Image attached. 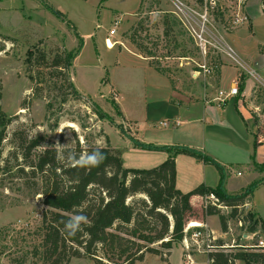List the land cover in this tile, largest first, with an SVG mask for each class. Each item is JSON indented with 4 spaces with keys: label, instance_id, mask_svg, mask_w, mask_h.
Here are the masks:
<instances>
[{
    "label": "rangeland",
    "instance_id": "374dc122",
    "mask_svg": "<svg viewBox=\"0 0 264 264\" xmlns=\"http://www.w3.org/2000/svg\"><path fill=\"white\" fill-rule=\"evenodd\" d=\"M247 1L204 0L198 6L194 0H0V108L12 120L1 151L5 169L0 174V264H42L31 254L45 210L39 194L43 184L28 167L40 150L54 149L58 160L67 163L78 148L109 147L121 151L124 168L147 170L160 165L168 154L164 159L162 152L137 149L129 138L140 142L145 130L152 128L155 135L198 143V138L186 134L182 139L180 130L159 126L168 117L159 106L168 94L151 67L168 79L174 92L192 101L220 98L223 66L236 67L239 81L254 78V89L246 103L240 102L241 110L256 124L253 143L264 144V0L262 15L259 0H251V20L245 12ZM111 29L115 44L106 47ZM75 51L79 53L68 79L50 69L55 55ZM30 52L43 53L47 63L41 68L28 63ZM230 80L224 76L225 82ZM236 87L235 100H243V84ZM119 105L136 125L124 118ZM36 136L43 138L42 146L24 159L28 141ZM205 150L228 167L224 184L228 194L243 192L264 175L259 164L246 165L250 158L242 152L219 149L209 141ZM179 169L176 189L184 193L189 166L181 163ZM208 170L210 182L215 171ZM251 199L240 214L260 215L264 220V188L255 196L258 213ZM203 204L201 199L190 202L186 223L197 221L213 229L217 243L250 245L238 237L241 233L235 227L231 235L219 238V218L204 216ZM219 214L235 223L228 218L230 210ZM177 248L183 250L182 242ZM191 249L195 262L206 261L204 254ZM69 264L94 263L82 257Z\"/></svg>",
    "mask_w": 264,
    "mask_h": 264
},
{
    "label": "trees",
    "instance_id": "16d2710c",
    "mask_svg": "<svg viewBox=\"0 0 264 264\" xmlns=\"http://www.w3.org/2000/svg\"><path fill=\"white\" fill-rule=\"evenodd\" d=\"M203 1L194 0L198 6H202ZM55 14L62 16L59 11ZM78 53L55 55L49 62L50 69L68 79L67 72ZM146 53L147 57H153L150 52ZM38 54L34 56L30 52L27 61L41 68L47 63L46 56L40 52ZM238 84H244V81L240 80ZM67 86L75 95L73 86L70 83ZM114 108L121 115L115 105ZM11 121V117L0 108V174L5 169L1 164L2 143ZM129 139L137 149L167 153L168 158L157 167L146 170L124 168L121 151L116 152L109 147L78 148L67 163L58 160L54 149H42L35 155L28 167L30 174L40 175L43 189L39 194L42 195L45 210L36 230L39 240L31 255L40 259L42 264H69L71 259L82 257L94 264H135L142 261L146 254L162 255V251L167 254L194 231H203L194 228L184 232L188 223L185 215L193 197L205 198L213 194L217 205L231 208L228 218L234 219L237 215L234 207L243 205L264 184L263 175L261 180L250 184L243 192L228 194L224 187L227 177L225 168L202 152L185 146L153 145ZM42 143L41 136L29 140L23 158L27 159L30 150H36ZM253 145L255 148V142ZM96 150H99L96 154L98 165L80 166L85 163L81 156L91 155ZM102 155L105 159H102ZM177 155L214 166L219 175L217 186L209 188L199 185L187 193L176 189L174 158ZM252 163L257 164L254 156ZM259 167L260 172L264 171V164H259ZM18 169V172L24 173L22 168ZM203 210L204 216H218L221 231H226L227 218L219 214L221 208L207 205ZM73 215H84L89 223L82 224L81 230L70 236L65 223ZM243 217L248 222V232L253 233L259 228L264 234V223L259 218H254L252 214ZM189 223L200 225L197 221ZM237 249L235 253H210V264H227L229 258L244 264H264L263 252Z\"/></svg>",
    "mask_w": 264,
    "mask_h": 264
},
{
    "label": "crops",
    "instance_id": "0c3cea01",
    "mask_svg": "<svg viewBox=\"0 0 264 264\" xmlns=\"http://www.w3.org/2000/svg\"><path fill=\"white\" fill-rule=\"evenodd\" d=\"M258 3V14L262 15L261 0H259ZM245 12L248 18L251 20V0H248L246 2ZM151 69L163 81V86L167 91L166 94H168L159 105L160 107H163V109H165L164 111L168 114V117H165L163 120H161V122H168V126L162 128L172 129V131L180 130L182 131V139L184 137V134H186L189 139L198 138V143L188 141H175L172 136L169 137L165 134L155 135L154 133H151L153 132L152 128L145 130L146 133L140 136V142L163 146H185L196 149L198 151H200L199 149H203V154L207 155L204 152L206 151V142L209 141L213 144V146L219 149H225L229 152H242L246 154L250 158V162H248L246 165L252 162L253 156L257 164H264V144L256 141V145L254 148L253 141L251 139L252 135L256 134V124L253 119L247 117L241 110L244 108L243 103H246L247 99H249L248 96L254 89L256 82L254 78L245 77L243 92L241 94L243 100L236 101L234 97H229L221 102L219 98L214 97L209 101H192L187 98L181 97L180 94L174 92L168 79L155 71L152 67ZM225 75H229L231 78L228 83L227 81H224ZM239 75V70L234 66H223L221 68L220 76L222 79L221 83L224 84V86L222 87L224 89V92H227L230 87L238 85ZM120 109L124 118L128 121H132L136 125L137 121H135L134 118L130 119L128 115L122 110L121 106ZM174 122H177L178 124L174 125ZM207 156L215 160L220 165H223L225 169L228 168L224 164L218 162L213 156ZM166 157V154H164V159ZM181 163H186V165L189 166L188 172L185 169V175L188 178V186L184 193L190 192L199 185H204L209 188H215L217 186L219 182V175L217 170L213 168L214 166L204 164L188 156L178 155L175 157L177 177L180 173L179 165ZM208 169H214L213 171H215L212 174L210 182L207 181L206 178V175L209 171ZM262 188H264V184L260 185L250 197L252 198L251 204L256 213L258 212L255 203V196L259 189ZM239 191H237L236 193H238ZM198 198L199 197H193L190 202L193 199L199 201L200 198ZM259 218L264 223V220L260 215ZM210 231L214 234L213 229L210 228ZM177 247H179V244L172 250H170L169 253H167V256L164 258L161 257V255L146 254L142 261H138L135 264H185L184 252L182 248L178 249ZM241 263L244 264V262L242 261H236V264ZM193 264H207V258L204 263L194 261Z\"/></svg>",
    "mask_w": 264,
    "mask_h": 264
},
{
    "label": "built area",
    "instance_id": "2783aa9c",
    "mask_svg": "<svg viewBox=\"0 0 264 264\" xmlns=\"http://www.w3.org/2000/svg\"><path fill=\"white\" fill-rule=\"evenodd\" d=\"M114 35H115V29H111L109 33L107 34L106 39L104 40V44L106 45V47H109L108 42H111L112 45L115 44L111 41ZM237 91L238 90L236 86L230 87L227 92L221 91L219 100L223 102L225 99L229 97H234L237 95ZM173 124L177 125L178 123L174 122ZM159 126L167 127L168 122H160ZM200 199L204 201L203 205H205V208L207 205H211L215 207L217 206L221 208V210L225 209L227 211L229 210L231 211V208L222 207L220 205H217L218 201L213 194H210L207 197L200 198ZM248 207H249L248 201H245L243 205L234 207V209L237 210V215L233 219L235 220V223H233L234 226L231 225L229 221H227V224H226L227 229L225 232L221 231V235L219 236V238H225L231 235L233 233V227H235L241 233L238 237L241 240L248 241L250 245L235 246V243H234V245L229 246L226 243L218 244L217 243L218 238L214 236L213 232H211L210 230H207L205 225L200 224V226L190 228L189 226L190 223L188 222L185 226V230H184L185 233H187L189 229H193V228H200V229H203V231L202 232L194 231L189 237H186L183 239L182 244H183L184 257H185V264L194 263L191 252L189 251L191 248H192L191 250L192 251L194 250L197 254H204L207 257V264H210L212 262V260H209L208 255L216 251L226 252L232 249L240 248L244 250L264 253V234H262L259 228L253 233L248 232L247 231L248 222H245L243 220L244 217L240 214L244 209H247ZM163 257H166V254H163ZM227 264H236V260L229 258Z\"/></svg>",
    "mask_w": 264,
    "mask_h": 264
},
{
    "label": "clouds",
    "instance_id": "9594fccd",
    "mask_svg": "<svg viewBox=\"0 0 264 264\" xmlns=\"http://www.w3.org/2000/svg\"><path fill=\"white\" fill-rule=\"evenodd\" d=\"M99 153V150L94 151L91 155L85 154L81 156L82 160H85V163L80 166H97L98 163L96 161V154ZM102 159L105 157L102 155ZM88 218L84 215H73L70 219L65 223V228L67 230L68 235H75L77 231L81 230L82 224H88Z\"/></svg>",
    "mask_w": 264,
    "mask_h": 264
},
{
    "label": "bare ground",
    "instance_id": "6f19581e",
    "mask_svg": "<svg viewBox=\"0 0 264 264\" xmlns=\"http://www.w3.org/2000/svg\"><path fill=\"white\" fill-rule=\"evenodd\" d=\"M108 44H109V42H108ZM104 45H105V44H104ZM110 46H112V45L109 44V47H110ZM196 226H200V225H198V224H194V225L191 224V225H190V227H196Z\"/></svg>",
    "mask_w": 264,
    "mask_h": 264
}]
</instances>
